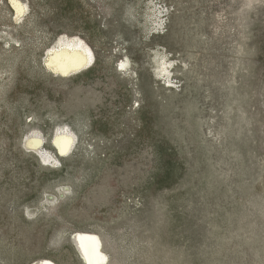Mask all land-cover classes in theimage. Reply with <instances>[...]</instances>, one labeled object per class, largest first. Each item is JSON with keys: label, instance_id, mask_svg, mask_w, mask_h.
Here are the masks:
<instances>
[{"label": "rangeland", "instance_id": "1", "mask_svg": "<svg viewBox=\"0 0 264 264\" xmlns=\"http://www.w3.org/2000/svg\"><path fill=\"white\" fill-rule=\"evenodd\" d=\"M22 1L15 25L0 0V264H264V0ZM62 36L95 54L70 78L44 65Z\"/></svg>", "mask_w": 264, "mask_h": 264}, {"label": "bare ground", "instance_id": "2", "mask_svg": "<svg viewBox=\"0 0 264 264\" xmlns=\"http://www.w3.org/2000/svg\"><path fill=\"white\" fill-rule=\"evenodd\" d=\"M7 3L12 12V21L15 25H20L25 16L28 14L29 6L22 0H7ZM56 44V43H55ZM93 59H95V54L93 49L78 36H62L58 39L56 46L49 50L47 58L45 60V68H47L53 75L61 78H70L76 76L79 73L84 72L88 69L90 64H92ZM165 61V59H164ZM128 64V63H127ZM160 64V62H158ZM168 62H164L160 65V74H170L169 68L167 67ZM125 64L123 62L124 67ZM128 67V66H127ZM75 134L71 131H61L55 139V145L59 152L63 156H67L69 152L72 151L76 143ZM41 141V140H40ZM43 144V143H42ZM41 147V145H40ZM36 149L37 153L47 162H58V160L51 155H45L36 147H31ZM35 152V151H34ZM75 243L79 247L82 254L88 260V254L84 242H91L94 245V253L98 254L99 242L97 238H92L89 236H75ZM101 242V241H100ZM102 246V245H101ZM101 256V255H100ZM105 258L102 259V262ZM37 264H53L51 262H40ZM96 264V263H93Z\"/></svg>", "mask_w": 264, "mask_h": 264}, {"label": "built area", "instance_id": "3", "mask_svg": "<svg viewBox=\"0 0 264 264\" xmlns=\"http://www.w3.org/2000/svg\"><path fill=\"white\" fill-rule=\"evenodd\" d=\"M162 26H163V25H162V24H160V25L158 26V28H159V29H161V28H162Z\"/></svg>", "mask_w": 264, "mask_h": 264}]
</instances>
